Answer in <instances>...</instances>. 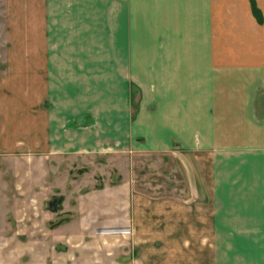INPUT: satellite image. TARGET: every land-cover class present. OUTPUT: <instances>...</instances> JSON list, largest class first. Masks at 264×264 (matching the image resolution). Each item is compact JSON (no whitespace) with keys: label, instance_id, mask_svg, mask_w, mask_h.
I'll return each instance as SVG.
<instances>
[{"label":"crops","instance_id":"1","mask_svg":"<svg viewBox=\"0 0 264 264\" xmlns=\"http://www.w3.org/2000/svg\"><path fill=\"white\" fill-rule=\"evenodd\" d=\"M2 18L7 46H17L7 77L29 91H7L0 77V264L20 263L23 240L28 264H44L51 240L61 249L88 243L78 248L82 264H118L128 253L124 264H264V0H5ZM102 34L115 52L120 46L115 67L142 87L139 118L123 121L109 106L106 124L116 134L133 124L149 150L187 152L196 179L189 193L204 196L164 204L173 218L132 221L128 253L116 248L119 236L81 233L80 222L47 227L53 162L84 154L86 116L99 107L93 98L86 107L84 74L57 59L64 50L52 51L102 46ZM72 117L78 125L69 128Z\"/></svg>","mask_w":264,"mask_h":264},{"label":"rangeland","instance_id":"2","mask_svg":"<svg viewBox=\"0 0 264 264\" xmlns=\"http://www.w3.org/2000/svg\"><path fill=\"white\" fill-rule=\"evenodd\" d=\"M4 9L5 0H0V77H5L2 87L8 91L17 90L18 85H21L22 90L29 91V83L15 84L7 77L11 73L8 60L12 59V50L17 46H7L5 42L2 18ZM106 38L108 37L102 34V46H61L60 49H55L56 52L52 51L56 57L64 50L63 58L58 56L57 59L70 58L71 68L84 74L79 85L85 90L86 107H89L92 98L99 107L94 115L92 113L86 116L87 146L85 151L83 150L84 154L76 155L70 160L55 159L53 162L54 188L46 200V206L53 214V221H50L47 227L49 230H56L60 225L68 223V226H64L65 231L70 228L76 230L77 222H80L81 233L119 236L116 248L124 249L128 253L126 241L133 229L132 221L142 218L143 214L154 220L173 218L176 212L165 210L167 207H164V204L171 202L190 205L196 202L198 197L189 193L191 187L196 186V179L187 152H182L174 144L164 151H160L159 147L149 150L141 130L133 124L128 126L129 130H120L117 134L106 124L109 119V106L116 105L118 116H121L123 121L128 115L134 121L139 118L142 102V87L133 77L134 73L129 71L131 75L127 72L125 76V67H115L117 58L118 64L121 59L120 46L118 52H115L116 46H109V40ZM144 48L149 50V46ZM24 49L22 54L27 59L28 46H24ZM134 53L137 54L135 51ZM115 69L118 70L119 77L113 73ZM138 75L141 76L139 73ZM94 77L95 83L92 82ZM128 81L133 83V87ZM260 106L264 107V101L260 102ZM52 107L51 100H43L44 109ZM113 111H116L115 107ZM97 117L105 123L101 126L95 125ZM69 122V128L78 125L76 117H72ZM90 138L93 142L88 141ZM99 138L100 145L94 143L98 142ZM58 169L60 173H57ZM67 169L70 170L69 174ZM202 200L204 196L200 195L198 201ZM38 218L43 220V217ZM22 245L23 254L19 264H28L29 255L24 252L28 249V243L23 240ZM45 245L47 249H44V257L42 256L39 262L53 264L58 260L53 255L62 252L68 259L74 260L60 261L61 264H82L78 248L89 244L64 243V249H61L51 240L47 244L44 243ZM47 251L51 257H45ZM107 255L112 254L109 251ZM122 256L117 258L116 263L124 264L130 261L133 255L128 253ZM114 261L111 260L112 263Z\"/></svg>","mask_w":264,"mask_h":264}]
</instances>
